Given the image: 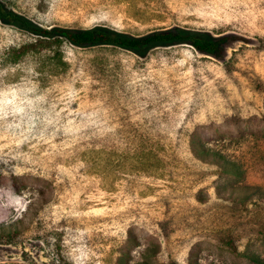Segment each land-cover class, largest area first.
I'll list each match as a JSON object with an SVG mask.
<instances>
[{"label": "rangeland", "instance_id": "1", "mask_svg": "<svg viewBox=\"0 0 264 264\" xmlns=\"http://www.w3.org/2000/svg\"><path fill=\"white\" fill-rule=\"evenodd\" d=\"M1 1L44 27L229 40L221 59L189 45L138 53L64 42L66 66L31 53L1 65L0 227L23 236L0 244V264H55L56 242L71 264H116L129 244L133 262L157 252L150 264L185 263L190 248L200 264L264 259V0ZM35 38L0 23V62ZM194 128L237 168L219 175L199 163ZM40 179L51 203L35 215Z\"/></svg>", "mask_w": 264, "mask_h": 264}, {"label": "trees", "instance_id": "2", "mask_svg": "<svg viewBox=\"0 0 264 264\" xmlns=\"http://www.w3.org/2000/svg\"><path fill=\"white\" fill-rule=\"evenodd\" d=\"M0 23L14 26L17 29L25 31L26 33L36 37L33 40L24 41L23 43L6 47L3 51V60H1L0 66L16 64L29 53L33 55L40 54V64L49 63L54 66H66L67 62L64 59V51L62 49L64 42L76 47L114 46L138 53L157 46L189 45L199 54L209 55L215 57L216 59H221L224 57L226 45L228 43L227 40H229L228 35L213 36L208 33L185 29L178 31L161 30L141 37H130L102 29L73 31L60 27H44L41 24L35 23L25 14L19 13L7 7L1 0ZM189 151L199 163H209V159L213 161L216 168L215 171L219 175H223L227 171L224 170L225 166L232 169L237 168L234 166L232 161L227 159V157L223 155V153H220L218 149H213L207 144L205 145L202 140L198 139L197 128L192 130L191 136L189 137ZM159 160H161L160 157ZM163 163L165 166L169 164L164 161ZM10 180H12V188L17 193H20L21 189L19 188L24 186L21 179L13 176ZM46 183L47 182L40 179L41 204L40 209H37L35 215L38 214L39 210H45L51 203L45 196ZM129 234L132 235L131 233ZM22 236L23 230H20L16 225L11 224L0 227V244L16 242L20 240ZM55 237L60 241L59 235L56 234ZM53 240L56 242V239ZM132 240L135 242V239ZM157 240L161 244L160 248L164 250L161 239L157 237ZM127 241L130 243V240ZM221 241L224 245H226L228 250L232 253H237L238 246L235 244L233 238L229 237L226 239L223 237L221 238ZM131 246L132 245L129 244L124 250H122L123 248L118 250V259L116 264H150L147 257L153 255L154 253H146L142 256L143 259L133 262L130 258L132 251ZM52 250L56 261L55 264H71L68 257L63 252V246L60 242H56ZM171 252L174 251L171 250ZM189 252L190 255L187 256L185 263H182L176 257L170 255L165 262L158 264H200L198 263V259L194 256L193 248H190ZM156 255L157 252L153 256ZM250 259L256 264H263L264 262V259H260L256 257V255H250Z\"/></svg>", "mask_w": 264, "mask_h": 264}]
</instances>
